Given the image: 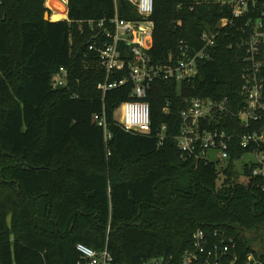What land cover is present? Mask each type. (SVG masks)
Wrapping results in <instances>:
<instances>
[{
  "label": "trees",
  "instance_id": "obj_1",
  "mask_svg": "<svg viewBox=\"0 0 264 264\" xmlns=\"http://www.w3.org/2000/svg\"><path fill=\"white\" fill-rule=\"evenodd\" d=\"M47 1L0 0V264H79V244L99 253L107 247L115 264L170 256L179 264L200 229L227 233L244 261L250 253L264 257V181L236 165L254 148L243 149L238 139L248 132L239 118L248 64L237 47L238 27L220 25L232 17L230 9L212 0H155L151 62L178 65L182 42L194 57L207 45V33L217 35L207 49L211 57L198 61L191 84L153 85L150 135L113 126L106 143L93 117L105 108L113 122L132 100L134 85L105 96L98 88L108 75L99 54L89 51L91 41L103 37L90 22L115 17L116 3L68 0V20L52 22L45 20ZM117 7L121 19L141 20L128 0ZM129 50L120 44L124 60L133 59ZM61 68L69 85L54 90ZM128 77L127 69L116 72L109 83ZM186 98L228 99L226 121L206 126L238 136L225 172L182 158L176 138ZM255 126L264 128V113Z\"/></svg>",
  "mask_w": 264,
  "mask_h": 264
},
{
  "label": "built area",
  "instance_id": "obj_2",
  "mask_svg": "<svg viewBox=\"0 0 264 264\" xmlns=\"http://www.w3.org/2000/svg\"><path fill=\"white\" fill-rule=\"evenodd\" d=\"M116 3V15L112 19L92 21L91 26L97 25L102 31L94 38L89 46L90 52L99 54L100 65L107 72L106 83L100 84L99 89L104 96L108 91L118 89L131 82L134 85L132 100L123 104L115 112L113 122H110L103 112L93 117V123L104 131L108 143L113 134L111 128L119 127L124 131L137 135L152 133V110L148 101L153 85L159 81H175L179 85L191 84L199 75L197 63L209 59L207 50L215 45L216 34H204L206 46L197 55L189 58L188 49L181 43L182 59L172 68L151 65L148 51L154 43L155 25L151 20L154 13L155 0H128L134 5L141 20L127 21L120 18ZM207 2V0H205ZM204 1V2H205ZM59 8L50 7L54 14H68V0H60ZM215 4L230 9L232 17L222 19L221 28H237L242 35L237 47L245 50V62L248 69L243 74L242 96L245 106L239 113L241 126L248 130L243 136L230 135L226 130H207L206 126L216 122L226 121L230 115L228 99L223 102L202 98H186V109L181 113V131L177 136L178 148L184 160L204 161L217 165L220 173L225 172L231 164V151L235 139H239L243 149L254 148L250 154L253 160L245 166L253 175L264 181V128L255 125L262 119L264 113V0H212ZM202 2L197 1L196 4ZM60 8L65 11L61 12ZM68 16L65 18L66 20ZM64 20V19H62ZM99 41V42H98ZM126 43L130 48L133 59H123L120 44ZM129 70V77L120 82L109 83V78L116 72ZM70 74L66 68H61L52 79L54 90L66 88L69 85ZM122 112L121 121L116 119V113ZM168 112V108L165 109ZM167 126L158 134L160 143L166 138ZM211 153V157L209 154ZM111 156V153H109ZM214 157L215 159H212ZM264 192V184H263ZM77 251L81 257L79 264H115L108 248L99 253L94 249L79 244ZM145 264H177L173 256L150 260ZM179 264H264V257L250 253L244 261L239 253L237 243L225 232L207 233L197 230L193 235L190 249L183 254Z\"/></svg>",
  "mask_w": 264,
  "mask_h": 264
},
{
  "label": "rangeland",
  "instance_id": "obj_3",
  "mask_svg": "<svg viewBox=\"0 0 264 264\" xmlns=\"http://www.w3.org/2000/svg\"><path fill=\"white\" fill-rule=\"evenodd\" d=\"M51 7V6H50ZM60 7V6H59ZM53 8V7H52ZM50 10V9H49ZM49 14H50V20H52V16H53V12H51V10H50V12H48ZM64 20H66V19H64ZM53 21V20H52ZM60 21H62V20H60ZM121 118H122V112L121 111H118L117 113H116V119L118 120V121H121ZM212 155H211V153L209 154V157H211ZM212 159H215L214 157H212ZM253 160V156H251L250 154H247V155H245L244 157H243V159L241 160V161H239V162H237V171L238 170H240L239 172L240 173H244L245 172V170H246V164L247 163H249L250 161H252Z\"/></svg>",
  "mask_w": 264,
  "mask_h": 264
},
{
  "label": "crops",
  "instance_id": "obj_4",
  "mask_svg": "<svg viewBox=\"0 0 264 264\" xmlns=\"http://www.w3.org/2000/svg\"><path fill=\"white\" fill-rule=\"evenodd\" d=\"M59 4H61V2H60V0H48L47 1V8L48 9H50V6L51 7H56V8H59ZM68 14H69V11H68ZM68 14H67V16H68ZM54 15H57V14H53V16ZM53 16H52V18H53ZM68 19V18H67ZM52 21V20H51ZM63 21V20H62ZM52 22H54V21H52ZM56 22H59V21H56Z\"/></svg>",
  "mask_w": 264,
  "mask_h": 264
},
{
  "label": "bare ground",
  "instance_id": "obj_5",
  "mask_svg": "<svg viewBox=\"0 0 264 264\" xmlns=\"http://www.w3.org/2000/svg\"><path fill=\"white\" fill-rule=\"evenodd\" d=\"M60 9H61V12H64L65 11L64 8H60ZM66 17H67V15L65 13H60V14L54 15L53 18H52V20L54 22H56V21H60L62 19H65Z\"/></svg>",
  "mask_w": 264,
  "mask_h": 264
},
{
  "label": "water",
  "instance_id": "obj_6",
  "mask_svg": "<svg viewBox=\"0 0 264 264\" xmlns=\"http://www.w3.org/2000/svg\"><path fill=\"white\" fill-rule=\"evenodd\" d=\"M45 20L46 21H51L50 20V14L49 13H46V15H45ZM93 41H91V43H92ZM90 43V44H91ZM90 44H88V45H85L84 47H83V49H86ZM151 65H153V63H151ZM255 252L256 253H260V248H257V249H255Z\"/></svg>",
  "mask_w": 264,
  "mask_h": 264
}]
</instances>
